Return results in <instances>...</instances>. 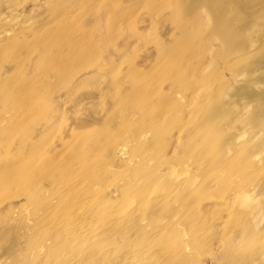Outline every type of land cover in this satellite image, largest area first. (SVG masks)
Returning <instances> with one entry per match:
<instances>
[{"label":"rangeland","instance_id":"rangeland-1","mask_svg":"<svg viewBox=\"0 0 264 264\" xmlns=\"http://www.w3.org/2000/svg\"><path fill=\"white\" fill-rule=\"evenodd\" d=\"M201 3L0 0V173L36 145L55 165L0 190V264H264V0ZM54 27L58 75L38 66ZM13 78L41 87L38 119Z\"/></svg>","mask_w":264,"mask_h":264},{"label":"bare ground","instance_id":"bare-ground-1","mask_svg":"<svg viewBox=\"0 0 264 264\" xmlns=\"http://www.w3.org/2000/svg\"><path fill=\"white\" fill-rule=\"evenodd\" d=\"M187 1H191V0H182V5L186 4ZM199 1L200 3L201 2L203 3V6L205 5L204 7H207V4L210 2V0H199ZM202 3L200 5H202ZM61 28L63 29V27ZM64 37H65V33L60 29L55 31V27L51 29V31H47V34L44 37H42L43 42L40 44L42 45L41 47L42 53L38 62V66L40 69L43 70V72H49V73L51 72L54 75L61 74L60 70L62 66L60 65V63L64 57L61 59L63 55L59 57L60 55L59 56H57V54L55 55V52L59 51V49H62L63 46L67 47V49L71 48L70 42H68ZM162 49L165 50L166 52V57H165L166 60L159 65L158 68H160V72L169 71L172 69L173 59L176 56L177 50H179L178 48L167 49L168 51L165 48ZM74 50L75 49H73V51ZM2 90H3L2 92L4 93L2 94L8 96L11 99L12 103L11 102L10 103L17 109V111L21 116L29 117L32 120H36L39 118V116H41L39 114L40 110L39 107L36 105V102L37 100L42 98V90L41 87L37 85V83L32 81L25 82L22 80L21 84L19 85V82L17 84L16 79L13 78V79H9L2 85ZM25 100L30 101V103L27 104V106L23 105V102ZM228 112H229L228 109L222 107L219 109L217 113L211 116V120L214 121L218 116L221 115L226 116ZM13 126H14V128L12 127L13 132L12 131L3 132L5 133L4 135L7 136L8 138L13 136L15 133H24L23 131L25 129L22 130L23 127L20 124L19 120L14 121ZM258 127L259 128L256 132L257 133L256 140L260 145H264V132L262 129L263 126L259 125ZM52 171L53 172L55 171V165H52L47 162L45 157H43L41 154L39 145L38 146L36 145L34 146L31 154H29L27 158H24L18 167L0 173V190L2 188L5 189V188L14 187L19 191L22 190L23 192L25 191L26 193H29L34 188L33 185L35 182L34 179H39L41 177H48L52 174ZM241 202L245 205L247 204L246 206H248L252 211H255L258 214V216L263 215V209L257 206L255 202L251 201L247 197H242Z\"/></svg>","mask_w":264,"mask_h":264}]
</instances>
